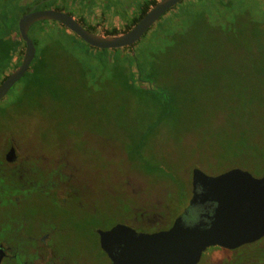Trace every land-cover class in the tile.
<instances>
[{"label":"flooded vegetation","instance_id":"flooded-vegetation-1","mask_svg":"<svg viewBox=\"0 0 264 264\" xmlns=\"http://www.w3.org/2000/svg\"><path fill=\"white\" fill-rule=\"evenodd\" d=\"M76 1L43 0L28 11L53 9L70 15L87 31L93 28L92 33L106 34L113 29L122 33L128 22L138 15L140 5L146 0H138L135 5L129 6L127 14L95 6L88 9L83 7L81 10L79 1ZM43 3L47 7L40 8ZM175 12L178 13L174 10L167 16ZM116 22L123 26L118 28ZM50 23L58 34L68 37L74 35L64 26ZM44 32H37L34 38H44ZM13 40L21 41L18 29ZM77 41L74 47L81 42L85 44L79 38ZM134 45L126 48L125 55L131 56L136 52L139 46ZM24 49L23 43L20 47V64ZM35 50L36 57V47ZM60 56H63L59 64L62 69L56 67L61 79L59 83L63 85L64 93H68L82 85L83 66L65 51H61ZM16 68L9 70L6 75L9 76ZM30 97L23 93L11 106L0 108L1 127L4 121L11 122L10 127L0 128V264H119L122 254L130 249L129 233L132 231L133 238H138L167 232L176 222L184 227L205 229L210 226L217 204L204 199L207 188L200 181L193 180L192 171L195 168L191 173H166L160 178L140 170L113 176L110 173L114 171L104 166V158L109 156L106 152L108 148L86 152L88 140L94 144H110L92 134V128H83L81 132L77 128L70 129L65 134L70 139H63V134L58 136L54 133L55 147L53 152H48L41 139L31 142L33 134L30 125L33 122L38 125L40 137L42 133L48 135L52 128L42 126L48 120L44 114H51L52 119L55 115L63 116L65 109L62 106L51 107L46 102L39 104L36 98L35 103L30 105ZM95 116L98 120V116ZM61 123L59 120L54 125L57 127ZM95 124L106 128L111 123L96 121ZM26 128L29 131H25ZM73 138L78 141L75 146L69 142ZM114 145L124 153L129 165H133L126 154L125 144H111ZM67 148L71 149L72 155H76L79 148L84 149L86 159L92 160L93 165H84L77 155L76 159L67 160ZM232 169L246 171L255 179L264 177V173H253L247 168ZM201 171L206 176L216 177L229 170L222 173ZM132 174L137 178V183L131 179ZM99 182L103 183L100 188ZM49 208H52L51 212ZM104 220L111 223L104 225ZM117 226L122 227L119 234L107 237L104 249L99 232H108ZM194 264H264V234L255 241L233 248L219 245L206 247Z\"/></svg>","mask_w":264,"mask_h":264},{"label":"rangeland","instance_id":"rangeland-1","mask_svg":"<svg viewBox=\"0 0 264 264\" xmlns=\"http://www.w3.org/2000/svg\"><path fill=\"white\" fill-rule=\"evenodd\" d=\"M64 1L72 2L73 0ZM78 1L81 10L83 7L88 9L95 6L96 8H107V10L114 9L120 14H127L126 10H129V6L132 7L138 0H95V2L77 0L76 2ZM217 1L219 0L182 1L161 17L137 44V46L141 45L140 47L143 44L146 45L151 53L159 51V46L152 45L150 32L168 14L174 10H179L175 21L169 24L170 30H177L175 32L178 35L177 42L170 37L162 36L161 32L157 38L159 44L165 43L170 49L175 44L173 50H165L158 60L149 58V60L155 61L159 70V77L155 75L152 78L148 75L151 79H147V74L144 76L142 70L141 81L143 82H137V77H134L137 87L159 88L161 90L159 93L162 94L165 102L169 103L168 112L170 116L155 129L153 127L152 133L148 127L158 114L152 113L153 106L150 94L136 96L134 91L132 92L129 88V63L126 62L127 73H125L124 79L118 78L120 80L117 82V74L109 71L100 72L102 63L105 61L100 62L99 59L110 58V56L116 57L122 50L102 52L89 48L81 42L77 47L69 44L62 45L66 46L65 53L75 57L74 59L82 64V71L86 73L82 78L84 81H82V85L64 93L53 82L50 83L49 80H53V78L45 75L50 87L55 91L50 95L51 97L47 98V105L51 104V107L62 106L65 113L63 116L55 115L54 118L52 116L54 120L50 119L51 114H44V118L48 120L44 125L42 123V126L52 128L48 135L42 133L40 137L38 125L35 122L31 123L30 131L33 134L31 142L35 143L41 139L47 151L53 152L55 147L54 133L58 136L63 134V139H66L69 136L65 134L70 129L77 128L78 132H81L83 128L88 130L92 128L90 130L92 134L102 140H107L105 142L110 144L98 142L95 145L92 140H88L86 152L93 153L96 148H108L106 152L109 156L104 158V166L114 171V173H110L113 176L146 170L142 159L147 160L146 167L149 166V169L152 170V167H156V170H164V173L159 171L152 173L157 178L166 173H171V171L174 173H191L193 168L213 173L218 168L215 159L211 155L204 157L196 153L208 154L211 149L215 151L221 143L227 147L223 148L225 156L232 152L233 147H229V145L236 146L239 141H242L239 140L238 136L247 124L242 118L243 114H250L254 111L253 105L249 107H243L239 103L231 105L229 100L232 96V90L238 89V92L241 91L244 95L255 94L257 80L264 81V72L257 75L258 71H262L261 67H264L262 65L264 63L261 62L262 64H260L257 58L258 52L264 53V42H262V37L260 40L248 38L251 30H259L258 23L255 24L253 21H256L258 16L264 19V0H232L230 5L221 9L225 13L221 18L216 14ZM187 9H193V13ZM246 9L248 11H245ZM191 14L194 17L188 18L187 15ZM116 25L118 28L123 26L119 22H116ZM50 28L51 23L48 21L36 23L30 27L28 34L34 38L37 32L44 30V38L39 44L46 45L50 39L58 36L57 30ZM99 34L105 35L103 32ZM183 35L184 37H182ZM73 37L77 38L75 35ZM213 41L217 44L210 45V42ZM39 48L37 54L41 53ZM138 51L139 47H136V52ZM210 55L212 56L209 57ZM77 56L79 58H76ZM199 60L202 63L199 66L195 65ZM247 60L255 63V65L247 66ZM239 64L253 70L250 79H243L238 76L240 75L238 73ZM56 67L62 69L60 66L52 65L49 66V69L56 71ZM45 78L43 76L37 77L33 79L35 83L31 84L33 82L29 83L32 80L30 75L23 77L12 87L4 99L0 100V108L11 106L17 102L23 93L26 94V97L39 96V94H34L35 88H37L35 85L39 83L43 85L46 82ZM234 86L237 88L233 89ZM32 97H30V105L37 100V98L35 100V97ZM224 114L226 119L223 117ZM95 115L98 116V120H96ZM59 120L62 123L55 127L54 124ZM252 120L251 115L248 125L253 124ZM96 121H108L111 124L104 128L100 125L97 126ZM10 123L4 121V126L1 127L0 124V128H8L11 126ZM28 129L26 128L25 131ZM141 135L142 141L146 142L140 150L138 148L141 156L139 160L142 161L140 163L137 160L133 164L134 166L129 165L124 153L119 151V147L117 145L111 146V144L122 142L130 145L132 140L133 145H137L138 142H141ZM69 142H73L74 146L78 144L76 138ZM83 150L79 148L75 154L82 159L81 162L84 165H93L92 160L86 159L87 153ZM66 151L67 160L77 158L76 155H72L70 148H67ZM117 179L120 178L117 177ZM131 179L137 183L134 174L131 175ZM98 186L100 188L103 183L99 182ZM51 211L52 208H49V212ZM108 223L111 221L104 220V225Z\"/></svg>","mask_w":264,"mask_h":264},{"label":"water","instance_id":"water-1","mask_svg":"<svg viewBox=\"0 0 264 264\" xmlns=\"http://www.w3.org/2000/svg\"><path fill=\"white\" fill-rule=\"evenodd\" d=\"M184 0H159L129 30L113 36L95 34L84 29L70 15L53 9L34 10L23 14L17 29L25 44L21 64L0 84V100L27 73L35 57V47L28 36L29 28L39 22H56L99 50H119L136 44L161 17ZM193 180L207 188L205 200L217 204L210 226L184 227L176 222L167 232L133 238L130 249L121 256L119 264H194L201 252L209 246L233 248L255 241L264 234V177L253 178L248 172L232 169L216 177H209L195 168ZM122 227L99 232L102 247L107 237L119 234ZM133 233V234H132ZM105 249V248H104Z\"/></svg>","mask_w":264,"mask_h":264},{"label":"trees","instance_id":"trees-1","mask_svg":"<svg viewBox=\"0 0 264 264\" xmlns=\"http://www.w3.org/2000/svg\"><path fill=\"white\" fill-rule=\"evenodd\" d=\"M43 0H0V84L2 81L6 78V73L11 70L12 68L18 67L20 64V47L23 45L21 41H15L13 40V37L17 35V22L19 18L25 14L33 5L38 4L42 2ZM157 2L154 0L151 1H144L140 5L139 13L137 16H134L126 26L125 31L129 30L132 26H134L145 14L146 12L156 4ZM232 3V0H219L216 3V14L221 18L225 15V13L222 12L221 9H223L224 6H228ZM50 4V2H48ZM47 4H41L40 8H45ZM188 11L192 12L193 9H187ZM172 16H166L162 22H160L156 28L153 29L151 33L152 38L151 42L152 45L159 46V51L155 53H151L146 47V45L143 44L142 47L139 46V51L135 52L133 55L128 56L125 55V49H121L122 52H119L116 57L113 58H100V62L102 63V70L100 72L105 73L106 71H109L110 73L117 74L116 82L117 80H120L118 78L124 79L126 72V62L129 63V88L131 91L137 96V95H147L150 94L151 96V104L153 106V111L155 115L158 114L154 119L152 123H150V126L148 127L152 133L153 127L154 129L158 124L164 123L166 121V118L170 116L168 112L169 103L165 102L162 94L159 92L161 91L158 89H148V88H142L137 87V82H143L141 81V77L147 74L150 77L154 78L155 75L159 77V70L157 69V65L155 61L149 60V58L152 59H159L161 57L162 52H165V50L170 49L165 43L159 44L157 41V38H159V34L161 32L162 36L167 37L170 39H174L175 42H177L178 35L175 34L177 31L176 29L170 30L169 24L175 21V17L178 16L179 10H177ZM245 11H248L246 9ZM193 13V12H192ZM188 18L194 17L193 14L187 15ZM196 19V17H195ZM199 19V18H198ZM249 20V19H248ZM41 23V22H39ZM253 23L259 25V30H251L250 36H248L249 39L260 40L262 37V42H264V19L262 17L257 18L256 21H253ZM38 24V23H37ZM42 32L44 30H41ZM89 31L94 32L93 28L89 29ZM120 34L117 30L113 29L108 31L105 35L106 36H113ZM145 34L142 39L146 36ZM74 36V35H73ZM225 38H227L226 35H224ZM184 37V35L182 36ZM141 39V40H142ZM33 43L38 51V47H40L41 53L37 54L33 64H32V70L28 75H30L31 79L29 83L34 84V80L37 77L43 76L45 78V75H48L50 78H53V80H49L50 83L52 82L60 88L63 92L65 91L63 88V85L59 83L60 77H59V71L56 69V71H52L49 69V66H59L61 63V60L63 56H60L61 51H65L66 46L62 44H69L74 47L75 41L77 39H73L72 36L68 35H62L58 34L56 38L50 39L46 45L39 44L42 39L38 40L37 38H32ZM140 40V41H141ZM210 40V39H209ZM136 43L134 46L140 43ZM78 42V41H77ZM210 45L217 44L215 41L210 42ZM163 45L165 48L163 49ZM175 44L171 46L170 50H173ZM77 47V46H75ZM164 50V51H162ZM116 51V50H114ZM106 52V51H102ZM121 53V54H120ZM123 53V54H122ZM210 55L209 57H211ZM75 58V57H72ZM76 58H79L77 56ZM257 58L260 64L264 63V53L258 52ZM250 59V58H248ZM18 60V61H16ZM201 60V59H200ZM197 62L195 65L199 66L202 62ZM16 61V62H15ZM247 66L255 65V63H252L250 60H247ZM262 62V63H261ZM264 65V64H262ZM135 66V67H134ZM134 68V70H133ZM262 71H258V74H262L264 72V67H261ZM260 68V69H261ZM259 69V70H260ZM143 75H142V71ZM137 71V72H135ZM51 72V73H50ZM253 70L249 67H244L242 64L238 65V73L240 77L243 79H250V76L252 75ZM84 73L82 71V77H84ZM147 77V79H151L150 77ZM134 77H137V80L135 81ZM46 79V78H45ZM139 80V81H138ZM84 81V80H83ZM259 79L256 82V92L255 94L249 93L247 95L242 94V92H238L237 90H232V96L229 100V102L232 104L239 103L243 107H249L253 105L254 111L250 114H243L242 118L244 122H246V126L242 128L238 138L239 141L236 146L229 145V147H233L232 152L229 153V155H224L223 148H227L224 143H221L220 146L217 147L215 151L212 149L211 152L207 153H196L200 154L201 156H212L215 161L218 163V168L213 173H222L224 171L230 170L234 167H241L244 169H250L253 173H264V81L258 82ZM41 82V81H40ZM165 82H171V81H165ZM42 84L35 85L37 88L34 91V94H39V96H34L35 98L39 99L37 101H40L39 104H42L47 100L48 97H51L50 95L55 92L49 85L48 80L46 79V82L42 86H38ZM237 88L234 86L233 89ZM24 95H26L24 93ZM46 96V97H45ZM32 97V96H31ZM33 98V97H32ZM25 100V98H24ZM47 104V102H46ZM51 105V104H50ZM152 114V115H154ZM252 115V125H248L250 122V117ZM223 117L226 119V115L224 114ZM150 133V134H151ZM142 135L140 136L141 142L137 143V145H133V141H130V145L125 144V150L126 154L128 155V159L130 160V163L134 164L135 161H141L143 162V166H145L146 170L144 172L146 173H155V171H159L164 173V170H156V167H152L153 169H149V166L146 167L147 160L141 158L139 150L140 148L145 145V143L142 141ZM139 148V150H138ZM193 156V155H190ZM171 173H174L171 171Z\"/></svg>","mask_w":264,"mask_h":264}]
</instances>
